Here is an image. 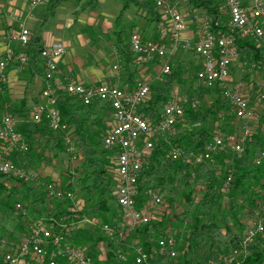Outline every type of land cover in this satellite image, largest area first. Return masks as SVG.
<instances>
[{"label": "trees", "instance_id": "1", "mask_svg": "<svg viewBox=\"0 0 264 264\" xmlns=\"http://www.w3.org/2000/svg\"><path fill=\"white\" fill-rule=\"evenodd\" d=\"M65 1L67 0H51L49 2L50 7L45 11L44 17L53 16L56 9ZM76 1L80 2L82 0ZM122 1L124 2L123 12L131 5H136L151 13L153 20L159 21L160 15L151 8L153 1ZM98 4L99 0H87L86 6L90 11H95L98 8ZM188 4H190V8H204L209 12V15L213 16L212 26L216 34L223 32L233 35L242 62L264 63V49L254 44L250 39L243 37L238 30L233 32L231 26L222 21L223 18L215 0H190ZM17 30L19 28H16L15 31ZM44 47L42 36L35 33L32 36L30 45L26 48H21L23 50L19 52L27 54L31 58L27 66L33 71H38L39 74L42 73L41 75H44V72L38 65V59ZM236 68H232V72L233 69L239 71L240 76L255 73L248 70L243 71L241 67H238V70ZM178 73V71H174L165 76V78L157 79L150 83L152 93L140 107L139 113L141 115L153 120L161 119L162 109L168 101V96L173 89L172 87L176 82ZM259 84L253 96L257 98V101L259 100ZM222 90L220 86L214 89L213 93L219 95V98L214 101V107L208 114L216 115L218 111L223 109L224 105L226 107V100L221 97L223 95ZM210 92L212 93V91ZM58 95L57 109L60 112L62 122L67 125L68 132L71 133L76 147L78 146V148L82 149L86 155L80 166H78L82 168L80 172L83 182L91 183V185L86 187V190L90 188V194L96 193L98 195V203L93 207L83 206L86 209L83 210L82 205L75 203L72 198L64 197L59 199L50 196L45 190V183L52 182L40 181L39 186L35 187L36 183L33 181H25L13 174L0 173V243L4 242L6 246L19 245L25 237L24 232L28 231L29 225L35 221L43 222L49 226L53 224L61 228L59 223L62 218H71V215L74 214L86 217L85 214L89 215L92 212L91 210H94L95 214L98 213L101 218H107V220L109 218L111 223L115 220H113V216L109 217L107 215L108 213L111 215L113 209L107 203V197L111 195V190L110 185L106 182L108 162L111 159L115 161V156L114 152L104 148V145H102L103 148L98 150V145L101 144L103 138L96 133L98 125L106 127L108 121L112 122L113 112L109 107L98 104L85 106L79 99L63 91H60ZM188 100L192 101L191 98ZM26 102V100H23L21 106L12 107L9 113L18 116L22 121L19 125V132L29 146L27 155L34 151L36 145H39L38 149L36 148L38 150L36 153L37 161L30 156L29 164L35 166L39 161L51 163L43 155V152L45 148L49 149L55 145L66 152L70 160L71 154L67 152L62 141V135H56L45 120L39 123L34 122L31 118L32 108ZM196 109L190 106L186 108L184 116L191 124L188 131L174 133L178 126L176 124L174 131L171 132L173 135L154 141L153 154L148 159V165L143 169L140 176L136 208L142 210V196L147 189L157 187L167 190L170 203H173L178 189L173 186V182L170 180L176 177L177 184L181 178H184L183 180L186 184L200 185L204 189L202 199L196 203L192 193L185 194L189 209L183 210L175 217L177 225L161 221L160 223H149L137 230V232L144 235L141 244L149 254L148 260L143 264H264V231L258 232L253 242L246 249L243 248L249 231L256 229L259 224L264 226V157H259L260 153H264V117H260L262 122L258 131H252L253 134L246 139V149L244 147L245 153L243 155H241L242 153L237 154L226 151L220 155H224V158L218 157L222 160L226 159L222 163L223 175H220V173L218 174L211 168L212 165L209 163L190 164L183 160L170 161L165 157L168 150L173 146L182 147L186 152L205 151L214 134L206 125H199L201 123L204 124L206 120L203 119L204 114H200ZM1 110L0 112L3 111ZM40 147L41 149L39 150ZM22 157L25 156L16 153L11 157V160L22 167ZM259 159L261 160L260 163H258ZM162 174L164 175L162 176ZM64 175L72 179L74 173ZM229 178H231L230 181L228 180ZM9 181L11 183L10 186L8 184ZM54 184H59L62 189L73 193L74 186L72 181H68L65 187L61 183ZM149 184L154 185L149 187ZM112 198L116 200L115 196ZM224 199L228 200V205L223 203ZM54 200L59 201L57 203L59 205L55 209L51 206ZM61 202L68 204V207H61ZM18 204H21L22 209L17 208ZM114 207L119 210H126L117 201ZM247 207L250 211L248 214L253 220L250 226H245L242 222L244 215L241 214L245 212ZM17 215L21 219V221L17 222V226L24 230L22 234L19 233V228L10 230L5 223V221L13 220ZM189 218L190 221H188ZM107 222L104 220V222L99 223L98 226L94 225V227L92 224H88V228L80 229L69 235V239L74 245H77L76 241L80 236H82L80 239H86V243L93 242L92 249H88L86 253L96 259L98 264H136L132 257V253L136 248H132L126 238L122 237L114 240V238L111 239L104 236L102 226L109 224ZM186 224H188V229L186 228L187 231L184 237L187 243L181 249L178 259H173L170 256L171 247L165 249L164 253H160L159 242L162 239L167 240L172 237L169 233L173 232V230L178 239L182 238V230ZM97 230L101 231V237L98 235ZM115 235L118 236L119 232L115 231ZM5 236H7V239H5ZM174 238L177 243L176 237ZM103 241H105L104 248H102L104 246ZM177 248L178 245L176 250ZM235 251H238V254H235ZM102 254L103 257L100 256ZM120 255H124L126 260H122ZM58 262L59 264H69L63 263L59 259ZM0 264H8L5 261V254L0 255ZM23 264L32 263L26 260Z\"/></svg>", "mask_w": 264, "mask_h": 264}, {"label": "built area", "instance_id": "2", "mask_svg": "<svg viewBox=\"0 0 264 264\" xmlns=\"http://www.w3.org/2000/svg\"><path fill=\"white\" fill-rule=\"evenodd\" d=\"M14 1V0H10ZM163 11L167 23L158 24L159 39H144L140 34L134 33L131 37V50L134 54L148 61L160 60L161 72L157 79H163L170 74L171 60L176 51L193 49L201 56L203 66L197 72V82L207 88L220 86L224 96L230 101L231 109L237 119L243 121L256 120L264 117V113L253 107L242 91L243 82L232 86V68L241 67L243 71L262 73L264 76V63L248 61L237 63L240 59L239 50L234 37L228 33L214 34L209 23L201 29V35L195 40L185 39L187 21L182 14L177 12L172 0H152ZM188 1V0H185ZM229 11V25L233 30H238L243 37L250 39L254 44L264 49V0H252L247 6L243 0H221ZM49 0H29L30 8L46 5ZM9 16L19 23V30L12 31L5 37L7 53L4 60H0V83L4 80V73L9 64L27 66L31 58L27 54L17 53L10 47L12 41H19L22 48L30 45L32 33L24 25V16L19 12ZM32 16V15H30ZM196 41V42H195ZM170 42L171 47H168ZM167 44V45H166ZM66 53V46L56 42L45 46L39 56L38 65L45 71L46 87L42 93L45 102L34 106L31 118L34 122L47 121L51 130L62 135V141L71 154V160L77 161L76 148L68 127L62 122L57 109L60 90L77 98L85 106H106L113 112V120L109 124L113 127L104 138L103 145L115 154V178L117 182L116 201L131 213L132 227H142L150 223V216L143 210H138L137 195L138 185L144 163L151 157L154 141L163 133L174 131L176 124L181 120L187 107L198 108V100L174 101L162 109L161 119L153 120L139 113V107L148 100L152 90L150 83L139 81L133 90H123L119 87L104 84L86 85L74 79L62 81L58 78L60 63ZM237 61V62H236ZM59 81H58V80ZM258 101L264 103V78L259 84ZM2 108L11 109L9 104ZM1 109V108H0ZM8 112V111H7ZM9 113V112H8ZM0 116V173L13 174L25 181H33L38 187L40 181L36 175L27 172L24 168L11 160L14 154L26 156L29 146L19 132L20 119L11 114ZM244 135L215 133L206 146L204 152H186L182 147H172L168 150L167 159L170 161L183 160L190 164H214L218 156L225 151L240 154L244 151L246 139L253 134L248 125H243ZM150 156V157H149ZM259 157H264L260 153ZM260 159L258 163H260ZM229 181L231 178L228 179ZM45 190L54 198H72L74 194L64 190L59 184L45 183ZM154 204H162L163 200L158 195L152 194ZM22 209L21 204L17 205ZM92 224L87 218L79 214L71 218H62L59 227L46 225L43 222H33L19 245L10 246V251L5 253L8 264H23L27 260L36 264H59L58 259L69 264H98L83 249L76 247L69 239V235ZM264 226L259 224L256 229H251L244 241L246 249L253 242L258 232H263ZM105 237L113 239L115 229L109 224L102 226ZM160 253L171 247L170 256L178 257L177 243L174 237L159 242ZM134 260L136 264H143L149 254L142 248L136 250ZM238 254V251H235ZM125 260L124 255H120ZM32 261V262H30Z\"/></svg>", "mask_w": 264, "mask_h": 264}, {"label": "rangeland", "instance_id": "3", "mask_svg": "<svg viewBox=\"0 0 264 264\" xmlns=\"http://www.w3.org/2000/svg\"><path fill=\"white\" fill-rule=\"evenodd\" d=\"M15 1L16 0L14 1L9 0V2H11L12 4ZM145 1L146 0H144V2ZM189 1L190 0L188 1L172 0V3L176 7L177 12L182 14L184 19L187 21V25H188L187 29L194 30L196 32L199 28V34L201 35L202 27L206 23H209L211 27V31L214 34H216L212 26L213 16L209 15V12L204 8H195V7L190 8V4H188ZM215 1L223 18L222 21L227 23V25H229L230 16L226 5L221 0H215ZM243 1L245 5L247 6L251 5V2L248 3L246 2V0ZM49 2H51V0H49ZM49 2L46 5L40 6L37 9L33 8L35 9L34 14L37 17V20H39V22L35 23L34 21L32 22L29 21L27 24L31 27L32 30H35V32L38 35L42 36L45 43L60 42L66 46V53L64 55V61L62 66L65 74L74 73L85 77L86 74L94 73L95 70L98 72L97 74H104L107 77L106 79L107 81H104L101 84L115 86L123 90H130V91L133 90L134 88L133 85H131V83L136 84L139 81H147V80H150L148 82L152 83L155 80H157L162 68V66H159V64L161 65L162 61L156 59L150 62L145 58L134 54L130 47L131 37L134 33L140 34L144 39H159L157 26L160 22L167 23V21L165 20L163 11L159 9L154 2L153 4H151V8L154 9V11H156L160 15L159 21H156L155 19L153 20V15L151 13L144 11L143 9L137 7L136 5H131L128 9H126L123 12L122 9L124 6V2L122 0H99L98 8L95 11H90L89 8H87L86 6L87 0H82L80 2L76 0H67L63 2L56 9L55 14L53 16L44 17L45 10H47L50 7ZM0 3H7V0H0ZM33 9L29 7V10H33ZM20 14L24 16V20H23L24 25H26L25 24L26 17L28 18L34 17L33 12L28 13L27 15H25L24 13H20ZM11 17L12 16H9L8 18L12 22L11 25L13 26V24L17 23V21ZM40 21H42L43 23L40 24L41 23ZM232 31L234 32L236 30L232 29ZM7 36L9 35L8 34L2 35V40L4 41V43L6 42L5 37ZM198 36L195 37V39H197ZM167 44L166 45L168 47H171L170 42H167ZM2 48H3V43L0 40V51ZM126 52L128 53V55ZM133 55L135 56V58ZM0 60H4V58L0 57ZM138 61L140 63L143 62L142 63L143 65L150 62L152 64L151 67L154 68L150 67V69L146 71L143 70V68H136L135 63H138ZM203 61L204 59L198 54H196V52L193 49L187 51L179 50L175 52L170 63L172 67L170 74L173 73L174 71H178L179 73L177 75V79L175 80L176 82L172 87L173 89L171 90L168 96V101L166 102L164 107L167 104L172 103L174 101H182L183 99L191 98V100L199 101L200 104L198 105V108L196 110L199 111L200 114H204L203 119L206 120L204 124L201 123L199 125L201 126L206 125L208 128L211 129L212 134L222 133L225 135L226 134H234L239 136L244 135V129H243L244 124L248 125V127L252 131L257 132L259 127L261 126L260 124L262 120L260 118L250 121H243L237 119L232 112L230 101L224 96L223 90H222L223 95H221V97L225 98L226 107L224 105L223 109L221 111H218V114L216 115L212 113L208 114L210 110L214 107V101H216L219 98V95L213 93L214 89H217L219 86L210 88L211 89L210 91H212L211 93L210 91H208L209 89L207 87H204L197 82L196 75L199 68L203 66ZM241 62L242 61L240 58L237 63H241ZM18 67H20L18 68L20 70L17 75L20 76L21 79L27 83V89H29L31 86L32 89L36 88L34 94H37L39 98L35 95V97L31 99L33 100L32 103L35 102L33 106L35 104L37 105L38 103L45 102L42 96V93L46 87L45 71L41 68L44 72V75H41L42 73L39 74L38 71L36 70L33 71L30 68H27V66L19 65ZM22 67H26L25 70H23ZM236 70H238V68H236ZM32 72H34L35 75L38 74V76L43 77L44 81L42 80L41 83H39V85L36 83L35 86V83H33L32 80L29 81L31 77L30 73ZM253 75L254 74L252 73L242 75L243 81H245L244 80L245 78H250V76ZM115 76L117 77V79H120L121 76H124V78L126 79L125 83L129 82L130 85L126 87V86H116L109 84L108 82L110 80L115 79L114 78ZM238 77H240V73L239 71H235L234 79L236 82L238 80ZM70 78L74 79L72 77ZM74 80L76 82H79L76 79ZM261 80L262 79H260V82ZM4 82L0 83L1 86L0 88L6 91L9 89L7 87L8 83H4ZM88 84H91L90 81L88 82ZM94 84L97 85L98 83H94ZM94 84L92 83L91 85ZM20 86L23 87V85ZM8 93L9 91H7L6 94L7 97H1L0 100H2L3 103L9 104L11 109L12 107L17 108L21 106L22 100L20 99L18 102H16L14 98L13 99L8 98ZM252 93L253 91H251V94ZM28 94L31 95L32 92H28ZM26 100H29V96ZM32 103L28 102V106L31 107L33 111L34 107L31 106ZM1 109L3 111L1 110L2 112H0V116H4L10 111L9 109H7L6 111L8 112H4L5 109L4 108ZM16 117L20 119L18 116ZM109 123L110 121L107 122L106 127L103 125L97 126L96 133L97 135L102 136L103 139L105 138L107 133L111 130L110 128L113 127V126L110 127ZM177 125L178 126L176 128V131L174 132L176 134L186 132L191 127L190 122L185 119V116L178 121ZM171 132L163 133L160 137H158V139L159 138L165 139L168 135H173ZM55 134L60 135L59 133H55ZM103 139L101 141V144L98 145V150L103 148L102 146ZM38 146L39 145H36V148ZM74 147L76 148V156L78 157V160L75 162L72 161L71 159L69 160V156L67 155V153L62 151V149H60L57 145H55L49 149L45 148V151L43 152V155L47 157L48 161H51V163H48L46 161H41V162L39 161L35 166L34 165L31 166L29 164L28 160H30L29 159L30 156L32 157V159H35L37 161L36 153L38 152L37 150L38 148L37 149L35 148L34 151L28 154L27 156L22 157L23 159L21 163L22 166L28 170V172L30 170L31 174L36 175L37 179L38 180L40 179L39 181L41 182L61 183L65 187V185L68 184V181H72L74 186V189L72 190L74 194V200H75L74 202L79 205H82V207L83 206L93 207L98 203V195L96 193L90 194L89 192L90 188H87L88 190H86V187L91 185V183L83 182L82 174L80 172L82 168L78 167L80 166L81 162L83 161L84 157H86V155L84 154V151L78 148V146L76 147L75 144ZM40 149L41 147L39 148V150ZM244 153L245 150L242 152L241 155H243ZM167 154L165 157H167ZM220 157L224 158L225 156L222 155ZM225 160L217 158V161L214 164H211L212 165L211 168L218 174L220 173V175H223L224 171L222 170L223 168L222 163ZM108 163H109L107 166L108 175L106 182L110 185L111 195L107 197V203L113 209V213H111V215L108 213L107 215L109 217L113 216V220L114 219L115 220L114 222L111 223V221H109L110 220L109 218L107 220V218L102 217L103 218L102 219L98 215V213L95 214L94 210H91L92 212L89 215L85 214V216L92 222L93 227L94 225L98 226V224L104 222V220L105 222L108 221L107 223H109V225L113 227L115 231L119 232L118 236L114 235L113 237L114 240L124 237L126 238V240L130 242L132 248L134 249L136 248L132 253L133 254L132 257L134 259L137 252L136 250L142 248L144 251H146V248L143 247L141 244V240L144 237V235L141 234L140 232H137V230L141 229L142 227H132L130 221L131 213L128 210L127 211L124 209L119 210L117 207H114L116 200H114L112 197L114 196L116 197V192L118 189L115 178V172H116L115 161L111 159L109 160ZM147 165H148V161L144 163L143 169ZM70 173L72 174L74 173L72 179L71 177L64 175ZM163 175L164 174H162V176ZM183 179L184 178H181L178 184H177V177L175 179L171 178L170 180L173 182V186H176L178 189L177 195L174 197L173 203H170V199L167 196L168 191L163 190L162 187L147 189L145 194L142 196L141 199L143 200V202L141 203L142 205L141 209L149 214L151 224L165 221L168 224L173 223L174 225H177L175 217L178 216L183 210L189 209L188 204L186 203V196H185L186 193H192L196 203L202 199L204 189H202L200 185L195 186V185L186 184ZM8 184L9 186L11 185L10 181L8 182ZM151 185L154 184H149V187ZM224 185L227 186L225 183ZM152 194L158 195L160 198H162L163 200L162 204L159 205L154 204L152 199ZM227 201H228L227 199H224V202L223 201L222 202L228 205ZM58 202L59 201L54 200L51 206L55 209L56 206L59 205L57 204ZM67 205L68 204L64 202L60 203V206L64 208H67L68 207ZM83 210L86 209L84 208ZM249 212L250 211L247 207L245 212H242L241 214L244 215L242 218V222L245 226H250L253 222V220L250 217V214H248ZM18 221H21V219L17 215L13 220L5 221V223L7 224V227L10 230L19 228L20 231L19 233L22 234L24 230L19 226H17ZM22 221L24 220L22 219ZM188 221H190V218L188 219ZM187 226L188 224H186L185 228L182 230L183 232L182 238L178 239L174 230L173 232L169 233L172 237H176L177 245L179 248V249L177 248L178 256L181 254V249L185 247L187 243L184 237L188 229ZM88 227L89 226L86 225L84 228H88ZM91 230L95 231L96 229H91ZM99 230H97L98 235L101 237L102 233ZM26 232H24L25 235ZM81 237L82 236H80L77 239L76 241L77 245L75 246L80 249H83L85 252H87L88 249L89 250L92 249L93 242L86 243V239L85 238L80 239ZM5 239H7V236H5ZM104 243L105 241H103V244ZM104 247L105 244L104 246H102V248ZM10 249H11L10 245L6 246L4 242L0 243V255L5 254L6 252L10 251ZM100 256L103 257V254ZM173 259H178V258L174 257Z\"/></svg>", "mask_w": 264, "mask_h": 264}, {"label": "crops", "instance_id": "4", "mask_svg": "<svg viewBox=\"0 0 264 264\" xmlns=\"http://www.w3.org/2000/svg\"><path fill=\"white\" fill-rule=\"evenodd\" d=\"M246 2L250 3L251 1L250 0H246ZM37 8H39V7H37ZM34 11H35V9L29 10V0H16L13 4L11 2H9V0H7V3H0V40L3 43V48L0 51V53H1L0 57L4 58L6 56V53H7V47H6L5 43H4V41L2 40V35L10 34L12 31L16 30V28L17 29L19 28V24L18 23H14L13 26L11 25L12 22L8 18L9 15L11 13H14V12L24 13L25 15H27L28 13H31V12H33V14H34ZM183 12H184V10H183ZM185 13H186V10H185ZM29 21L30 22L34 21L35 23H38L39 20H37V17L35 16V14H34L33 18L26 17V21H25L26 25L25 26L30 29V31L32 32V36H34V34L36 32H35V30H32L31 27L27 24ZM40 22H42V21H40ZM157 28H158V26H157ZM198 34H199V28H198V30L196 32L194 30L187 29V31L184 33L183 36H184L185 39L193 40V39H195V37L198 36ZM158 36H159V30H158ZM42 41H43V44L45 46L51 45V44L54 43V42L53 43L52 42L45 43L43 38H42ZM10 47L14 51H16V52L18 51L17 53H19L20 50L21 51L23 50V49H21L22 47H21L19 41L11 42L10 43ZM134 58H135V56H134ZM63 61H64V57H63V59L61 60V63H60L61 69H60V73H59V76H58V78L60 80H62V81L63 80L66 81L67 79H71L70 77L76 79L79 82H83L86 85H91L92 83L93 84L94 83L101 84L102 82L107 81L106 80L107 79L106 75L97 74L98 72L95 71V70H94V73L86 74L85 77L84 76H80L78 74H74V73L65 74V72L63 71V68H62ZM142 63L143 62L140 63L139 61H138V63H135L136 68H143V70L146 71V70L150 69V67L152 65L150 62H148L147 64H144V65ZM18 66L19 65H15V64H9L8 65V67H7V69H6L5 73H4V81H5L4 83H8L7 87L9 89L5 91L4 89L0 88V98L1 97H7L6 96L7 91H9L8 98H12V99L14 98L16 100V102H18L20 99L22 101L23 100L25 101L28 98V96H29V100H26L27 101L26 103L27 104H28V102L32 103L33 100H31V99L34 98L35 95L37 96V94H34L36 88L32 89V86H31L29 89H27V83L24 80H22L20 76L17 75L19 70H20V69H18V68H20ZM159 66H161V65L159 64ZM22 68H23V70H25L26 67H22ZM27 68H29V67L27 66ZM151 68H154V67H151ZM234 71L235 70L233 69L232 77L234 75ZM30 74H31V77H30L29 81L32 80L33 83H35V86H36V83L39 85V83H41V81L43 80V77L38 76V74L35 75L34 72H32ZM252 74H254V75L250 76V78H245L244 79L245 81H243V77L242 76L238 77L237 82L235 81V79L233 77L231 85L232 86H237L240 82H243L244 86L242 88V91H243L244 95L248 98V100L251 102L253 107L258 108L260 110V112L264 113V104H261L259 101H257V98L253 97L255 95V90H256L259 82H260V79H263L264 76H263L262 73H257V72L256 73H252ZM112 76H113V74H112ZM114 78L115 79L110 80V81L108 79V81H109L108 83L111 84V85L126 86V87H128V85H130L129 82L125 83L126 79L124 78V76H121L120 79H117L116 76ZM89 81H90L91 84H88ZM148 81H150V80H147V82ZM123 84H125V85H123ZM20 85H23V87H21ZM131 85H133V87H134L135 84H131ZM251 91H253L252 94H251ZM28 92H32V94L29 95ZM40 100H41V98H40ZM43 100H45V99H43ZM2 103H3V101L0 100V108H2L4 105L7 104V103H3V104ZM34 103H32V105H31L32 107H34L36 105L35 104L33 106ZM112 121H114V120H112ZM111 126L112 125H110V127ZM1 145H2V143L0 142V146ZM24 169L26 171H28L26 168H24ZM29 172L31 173L30 170H29ZM46 175H49V174H46ZM30 262H32V261H30ZM32 264H36V263H32Z\"/></svg>", "mask_w": 264, "mask_h": 264}]
</instances>
